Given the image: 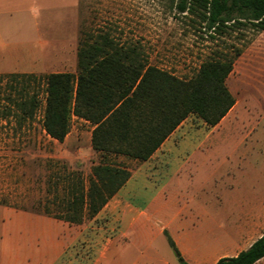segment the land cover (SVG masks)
Instances as JSON below:
<instances>
[{"label": "rangeland", "instance_id": "rangeland-1", "mask_svg": "<svg viewBox=\"0 0 264 264\" xmlns=\"http://www.w3.org/2000/svg\"><path fill=\"white\" fill-rule=\"evenodd\" d=\"M205 23L195 14L179 13L170 0H0V205L29 208L44 195L39 174L60 172L71 179L81 172L87 183L92 161L99 159L91 149V125L73 117L63 141L51 140L40 131L42 111L23 120L17 102L35 85L28 75H36L42 96L43 75L75 73L79 42L101 34L125 48L136 46L148 62L183 78L193 75L203 59L240 48L226 80L239 116L207 144L212 161L232 160L243 152L255 157L249 141L264 129V29L233 27L218 33ZM187 117L190 126L206 125L194 114ZM251 126L254 130L245 135ZM257 142L264 157V130ZM123 157L124 164L113 160L129 171L137 161ZM138 231L131 229L130 238L106 209L77 224L36 214L34 254L51 264H112L108 255L116 254L117 264H131L139 251L133 243L143 240ZM149 252L178 264L162 235L154 237Z\"/></svg>", "mask_w": 264, "mask_h": 264}, {"label": "trees", "instance_id": "trees-1", "mask_svg": "<svg viewBox=\"0 0 264 264\" xmlns=\"http://www.w3.org/2000/svg\"><path fill=\"white\" fill-rule=\"evenodd\" d=\"M170 1L179 13L197 15L218 33L233 27L264 29V0ZM96 38L79 42L75 73L43 75L42 96L36 75H28L35 85L17 102L23 120L42 111L40 131L51 140L63 141L73 116L93 126L90 144L99 159L92 161L87 183L81 172L71 174V179L60 172L39 174L46 186L44 195L33 198L29 207L36 214L76 224L97 214L129 177L130 171L114 158L147 159L188 115L207 126L220 121L235 102L226 78L241 53L240 48L233 54L219 52L183 78L148 62L136 46L125 48L104 34ZM163 234L178 264H189L168 232ZM263 256L264 233L248 248L214 264H254Z\"/></svg>", "mask_w": 264, "mask_h": 264}, {"label": "crops", "instance_id": "crops-1", "mask_svg": "<svg viewBox=\"0 0 264 264\" xmlns=\"http://www.w3.org/2000/svg\"><path fill=\"white\" fill-rule=\"evenodd\" d=\"M239 111L235 99L214 126H190L186 117L147 159H133L137 162L129 177L101 208L123 223L130 238L131 229L139 230L143 240L133 243L139 251L131 264H169L157 252H149L157 235L167 244L163 230L189 264H214L221 257L234 256L264 233V168H260L264 157H259L257 142L264 129L249 141L255 157L249 152L232 160L209 157L210 138L233 124ZM252 130L249 127L245 135ZM116 158L124 164L122 155ZM0 214V264H51L34 254V211L0 205ZM119 258L109 254L107 261L117 264ZM254 264H264V256Z\"/></svg>", "mask_w": 264, "mask_h": 264}]
</instances>
